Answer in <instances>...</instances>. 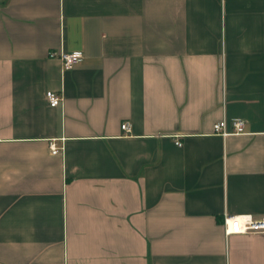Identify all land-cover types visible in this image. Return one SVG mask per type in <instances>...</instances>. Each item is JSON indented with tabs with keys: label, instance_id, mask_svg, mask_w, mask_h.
I'll list each match as a JSON object with an SVG mask.
<instances>
[{
	"label": "crops",
	"instance_id": "crops-1",
	"mask_svg": "<svg viewBox=\"0 0 264 264\" xmlns=\"http://www.w3.org/2000/svg\"><path fill=\"white\" fill-rule=\"evenodd\" d=\"M242 215L264 217V0H0V264H264V234L223 235Z\"/></svg>",
	"mask_w": 264,
	"mask_h": 264
},
{
	"label": "built area",
	"instance_id": "built-area-1",
	"mask_svg": "<svg viewBox=\"0 0 264 264\" xmlns=\"http://www.w3.org/2000/svg\"><path fill=\"white\" fill-rule=\"evenodd\" d=\"M48 58L56 59L59 64L61 71H68L73 66L78 64L82 55L78 52L74 53H64L62 51L50 52ZM45 99L50 108L57 107L61 101L60 97L51 93H45ZM120 131L127 133L129 127L127 123H122L119 127ZM244 123L240 120H221L216 122L212 126V133L220 136L226 137L231 135H240L243 134ZM176 146H180L178 142L175 143ZM49 152L51 155H55L58 152V149L54 144L49 145ZM222 230L224 237L232 235H248V234H264V217L260 218H251L250 216H233L229 218H224L222 222Z\"/></svg>",
	"mask_w": 264,
	"mask_h": 264
}]
</instances>
